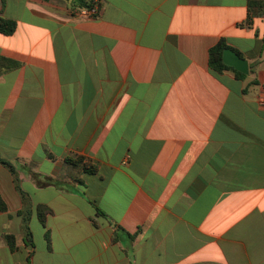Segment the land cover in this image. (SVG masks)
<instances>
[{"label": "crops", "instance_id": "1", "mask_svg": "<svg viewBox=\"0 0 264 264\" xmlns=\"http://www.w3.org/2000/svg\"><path fill=\"white\" fill-rule=\"evenodd\" d=\"M83 1L0 0V264H264V0Z\"/></svg>", "mask_w": 264, "mask_h": 264}, {"label": "trees", "instance_id": "2", "mask_svg": "<svg viewBox=\"0 0 264 264\" xmlns=\"http://www.w3.org/2000/svg\"><path fill=\"white\" fill-rule=\"evenodd\" d=\"M80 1L81 4L84 7H91V4L89 2H85L83 0H76ZM249 12L250 15H254L256 12V8L259 4V1L256 0H249ZM17 23L15 20L7 17L0 16V33L10 35L14 33L16 30ZM226 48H232L224 39H221L215 46H213L210 49V67L215 71V72H222L226 68H231V66H228L227 64L224 63L223 61V52ZM235 50V49H234ZM241 55V53H240ZM242 56V55H241ZM17 65L16 62L13 60H10L2 55H0V74L4 71V69L15 67ZM233 68V67H232ZM239 76L245 77L246 74H243L242 72L236 70ZM3 163H7L3 160L0 159ZM66 162L72 164L78 172H85L89 174H93L96 172V166L93 164H89L85 162V157L84 156H70L66 158ZM77 181H82L79 178H76ZM16 187L20 190L22 197H23V203L24 206L22 210L20 211V214L23 217V222L24 225L27 229V236H30V231H29V221H30V211H31V205L29 201V197L26 193H24L19 185V179L16 177ZM1 203V202H0ZM37 212L39 215L40 221L45 224L46 216L49 214L50 209L47 208L44 205H38L37 206ZM6 239L9 242L11 250H16V240L15 236L13 234H7Z\"/></svg>", "mask_w": 264, "mask_h": 264}, {"label": "water", "instance_id": "3", "mask_svg": "<svg viewBox=\"0 0 264 264\" xmlns=\"http://www.w3.org/2000/svg\"><path fill=\"white\" fill-rule=\"evenodd\" d=\"M223 61L228 66L235 68L243 74L248 75L250 73L248 60L240 56V54L232 48H226L224 50Z\"/></svg>", "mask_w": 264, "mask_h": 264}, {"label": "built area", "instance_id": "4", "mask_svg": "<svg viewBox=\"0 0 264 264\" xmlns=\"http://www.w3.org/2000/svg\"><path fill=\"white\" fill-rule=\"evenodd\" d=\"M81 14L84 15H94L98 13V7L97 6H93L91 8H87V9H82L80 11Z\"/></svg>", "mask_w": 264, "mask_h": 264}, {"label": "rangeland", "instance_id": "5", "mask_svg": "<svg viewBox=\"0 0 264 264\" xmlns=\"http://www.w3.org/2000/svg\"><path fill=\"white\" fill-rule=\"evenodd\" d=\"M34 220H35V219H34ZM31 228H32V229H36V224H35V223H32Z\"/></svg>", "mask_w": 264, "mask_h": 264}]
</instances>
